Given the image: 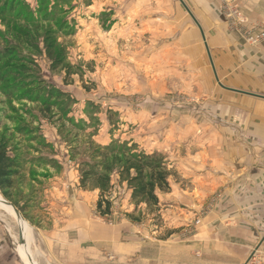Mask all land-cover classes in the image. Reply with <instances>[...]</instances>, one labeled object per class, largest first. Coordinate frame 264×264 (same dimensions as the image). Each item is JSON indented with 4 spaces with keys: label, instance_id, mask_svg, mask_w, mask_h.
I'll list each match as a JSON object with an SVG mask.
<instances>
[{
    "label": "rangeland",
    "instance_id": "1",
    "mask_svg": "<svg viewBox=\"0 0 264 264\" xmlns=\"http://www.w3.org/2000/svg\"><path fill=\"white\" fill-rule=\"evenodd\" d=\"M167 1L0 0V133L19 164L8 197L0 196L32 227L38 264H256L264 256L259 208L249 207L241 228L234 191L213 190L196 204V153L217 147L210 119L218 118L196 91V69L176 57L178 31L152 20ZM229 25L251 43L245 25ZM118 145L157 152L172 171L158 209L140 204L136 220L114 156L109 215L96 211L99 191L80 185V164ZM5 220L0 264H25L21 224Z\"/></svg>",
    "mask_w": 264,
    "mask_h": 264
},
{
    "label": "crops",
    "instance_id": "2",
    "mask_svg": "<svg viewBox=\"0 0 264 264\" xmlns=\"http://www.w3.org/2000/svg\"><path fill=\"white\" fill-rule=\"evenodd\" d=\"M173 1L155 7L160 12L153 14L152 20L160 21L163 29L178 31L176 57L196 69V79L200 78L196 91L207 95L206 106L218 118L210 121L220 135L214 140L216 148L196 153V204L204 202L213 190L224 188L235 192L231 212L241 228L243 217H247L245 222L248 220L250 206L259 208L264 222V35L249 44L224 18L228 7H236L248 29L247 36L264 32V0H183L199 26L179 1ZM214 170L220 172L216 175ZM254 191L262 194L254 196ZM255 197L258 201L249 204L250 198ZM229 201L224 199L219 204L214 218L224 213ZM209 216L213 218V214ZM239 237L237 243L246 246L245 253L249 242L242 235ZM257 258L256 264H264V256Z\"/></svg>",
    "mask_w": 264,
    "mask_h": 264
},
{
    "label": "trees",
    "instance_id": "3",
    "mask_svg": "<svg viewBox=\"0 0 264 264\" xmlns=\"http://www.w3.org/2000/svg\"><path fill=\"white\" fill-rule=\"evenodd\" d=\"M57 95H62L56 90ZM60 97V96H52ZM118 145L114 149L101 148L96 150L90 161L80 164V185L99 191L96 201V211L101 216L111 213V202L106 194L110 191L111 177L114 170L107 159L109 155L114 156L117 161V174L119 182H125L130 189V201L134 206L128 214L130 219L136 220V209L144 204L151 214L158 209L159 198L157 192H169V178L172 174L162 155L157 152L146 153L143 150L137 151L130 147L122 151ZM121 155V158L116 156ZM96 158L100 160L95 161ZM114 161V160H113ZM113 163V162H112ZM115 165V164H114ZM19 167L16 156L10 153L9 143L4 134L0 133V192L8 197V191L13 186V179Z\"/></svg>",
    "mask_w": 264,
    "mask_h": 264
},
{
    "label": "bare ground",
    "instance_id": "4",
    "mask_svg": "<svg viewBox=\"0 0 264 264\" xmlns=\"http://www.w3.org/2000/svg\"><path fill=\"white\" fill-rule=\"evenodd\" d=\"M159 4V3H158ZM171 13V12H170ZM181 22V21H180ZM178 53V52H177ZM179 54V53H178ZM188 61V60H187ZM179 62V61H178ZM125 66V65H124ZM195 69V68H194ZM12 218L14 219L18 224H21V230H20V234L22 235V238L24 240V243L20 245H17V250L18 253L20 255V257L22 258V260L24 261L25 264H38L34 259H33V252L30 250V245L31 242L33 240V229L30 226V224L22 221L21 218H19L16 215V212L14 211V208L11 204L6 203L5 199L0 196V218L2 219H6V218ZM6 221V220H5ZM8 222V221H7ZM70 235V234H69ZM60 236V235H59ZM64 236V235H63ZM63 238V237H62ZM17 240V238H16ZM65 241V240H64ZM75 244V243H74ZM84 244V243H83ZM24 247V248H23ZM32 257V259L30 258ZM27 258V259H26ZM31 259V260H30Z\"/></svg>",
    "mask_w": 264,
    "mask_h": 264
},
{
    "label": "built area",
    "instance_id": "5",
    "mask_svg": "<svg viewBox=\"0 0 264 264\" xmlns=\"http://www.w3.org/2000/svg\"><path fill=\"white\" fill-rule=\"evenodd\" d=\"M225 16L228 22L231 24H234L237 22L244 24V19L240 16L236 7H228L225 11ZM263 35H264V32L258 33L255 36H250V35L247 36V33H246V39L250 41L251 43H255L259 41Z\"/></svg>",
    "mask_w": 264,
    "mask_h": 264
},
{
    "label": "water",
    "instance_id": "6",
    "mask_svg": "<svg viewBox=\"0 0 264 264\" xmlns=\"http://www.w3.org/2000/svg\"><path fill=\"white\" fill-rule=\"evenodd\" d=\"M179 1H180V3L184 6V8H185L186 11L188 12V14L191 16V18L194 20V22L198 25L197 21L194 19L193 15H192L191 12L188 10V8H187V6L184 4V2H183L182 0H179ZM198 26H199V25H198ZM202 37H203V39H204V36H203V35H202ZM207 53H208V56H209V59H210V55H209V51H208V49H207ZM210 63H211L212 70H213V73H214V75H215V78H217V77H216V74H215L214 66H213V64H212L211 59H210ZM217 82H218V79H217ZM218 83H219V82H218ZM219 85H220V83H219ZM5 201H6V200H5ZM6 203L10 204L8 201H6ZM13 208H14V207H13ZM14 211L16 212V215L20 218L21 215H20L19 212L16 210V208H14ZM19 238H20L21 241H23L22 235H21L20 233H19ZM260 243H261V241H260ZM260 243H259V244H260ZM250 258H251V257H249L248 259L250 260Z\"/></svg>",
    "mask_w": 264,
    "mask_h": 264
}]
</instances>
